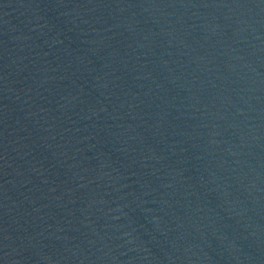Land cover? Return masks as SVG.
Instances as JSON below:
<instances>
[{
    "label": "water",
    "instance_id": "1",
    "mask_svg": "<svg viewBox=\"0 0 264 264\" xmlns=\"http://www.w3.org/2000/svg\"><path fill=\"white\" fill-rule=\"evenodd\" d=\"M0 264H264V0H0Z\"/></svg>",
    "mask_w": 264,
    "mask_h": 264
}]
</instances>
